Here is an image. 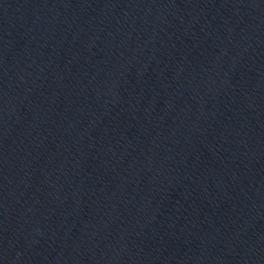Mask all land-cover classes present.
<instances>
[{
	"label": "water",
	"instance_id": "1",
	"mask_svg": "<svg viewBox=\"0 0 264 264\" xmlns=\"http://www.w3.org/2000/svg\"><path fill=\"white\" fill-rule=\"evenodd\" d=\"M0 264H264V0H0Z\"/></svg>",
	"mask_w": 264,
	"mask_h": 264
}]
</instances>
